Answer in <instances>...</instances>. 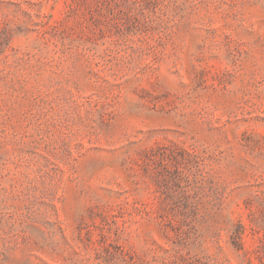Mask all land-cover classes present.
Returning a JSON list of instances; mask_svg holds the SVG:
<instances>
[{
    "label": "rangeland",
    "instance_id": "obj_1",
    "mask_svg": "<svg viewBox=\"0 0 264 264\" xmlns=\"http://www.w3.org/2000/svg\"><path fill=\"white\" fill-rule=\"evenodd\" d=\"M0 264H264V0H0Z\"/></svg>",
    "mask_w": 264,
    "mask_h": 264
}]
</instances>
